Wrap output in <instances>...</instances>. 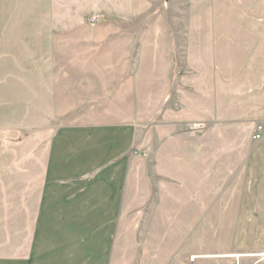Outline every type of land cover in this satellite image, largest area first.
Instances as JSON below:
<instances>
[{
  "label": "crops",
  "instance_id": "obj_1",
  "mask_svg": "<svg viewBox=\"0 0 264 264\" xmlns=\"http://www.w3.org/2000/svg\"><path fill=\"white\" fill-rule=\"evenodd\" d=\"M155 2L0 26V264L264 252V0Z\"/></svg>",
  "mask_w": 264,
  "mask_h": 264
},
{
  "label": "rangeland",
  "instance_id": "obj_2",
  "mask_svg": "<svg viewBox=\"0 0 264 264\" xmlns=\"http://www.w3.org/2000/svg\"><path fill=\"white\" fill-rule=\"evenodd\" d=\"M105 0H0V26L13 27L15 36H27V24L39 20H80L96 25L101 22V14ZM184 0H159L160 7L167 21H182ZM38 110H33L34 113ZM63 121V120H61ZM65 121V120H64ZM190 131L201 129L199 124H190ZM39 138V137H38ZM38 147L45 146L44 138L37 141ZM35 144V143H34ZM262 253V252H259ZM251 254V253H249ZM258 254V253H257ZM241 255V254H232ZM235 260V259H234ZM240 260V259H239ZM257 261V258H254ZM236 264V260L234 262Z\"/></svg>",
  "mask_w": 264,
  "mask_h": 264
},
{
  "label": "built area",
  "instance_id": "obj_3",
  "mask_svg": "<svg viewBox=\"0 0 264 264\" xmlns=\"http://www.w3.org/2000/svg\"><path fill=\"white\" fill-rule=\"evenodd\" d=\"M263 133H264L263 126L257 125L255 128L254 134L252 136V140L254 142L261 141L263 138ZM231 257H233L236 260V264H238V260L243 257H252V258L254 257V258H257V261L262 262L264 261V252L258 253V254L233 255Z\"/></svg>",
  "mask_w": 264,
  "mask_h": 264
}]
</instances>
